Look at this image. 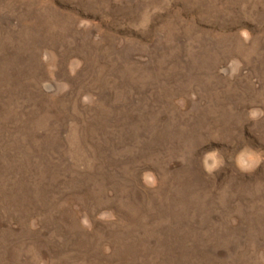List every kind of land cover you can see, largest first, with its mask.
<instances>
[{"label": "rangeland", "instance_id": "374dc122", "mask_svg": "<svg viewBox=\"0 0 264 264\" xmlns=\"http://www.w3.org/2000/svg\"><path fill=\"white\" fill-rule=\"evenodd\" d=\"M0 264H264V0H0Z\"/></svg>", "mask_w": 264, "mask_h": 264}, {"label": "clouds", "instance_id": "9594fccd", "mask_svg": "<svg viewBox=\"0 0 264 264\" xmlns=\"http://www.w3.org/2000/svg\"><path fill=\"white\" fill-rule=\"evenodd\" d=\"M254 115V114H253ZM215 153L214 152H209L206 154L205 159L206 160H212L213 163L211 166L205 164V170L211 172V170L216 166V160L214 159ZM237 165L242 168V169H249L254 166L256 163V158L252 156L251 154H245L241 153L239 157H237L236 161Z\"/></svg>", "mask_w": 264, "mask_h": 264}]
</instances>
